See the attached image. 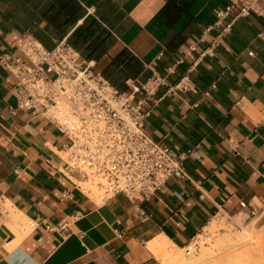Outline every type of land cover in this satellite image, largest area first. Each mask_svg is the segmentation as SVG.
<instances>
[{"label": "crops", "instance_id": "1", "mask_svg": "<svg viewBox=\"0 0 264 264\" xmlns=\"http://www.w3.org/2000/svg\"><path fill=\"white\" fill-rule=\"evenodd\" d=\"M65 1L0 0V54L20 53L25 37L51 50L104 14L111 42L93 61L97 70L123 49L148 77L170 70L145 103L146 132L183 158L185 177L169 179L147 200L95 197L62 160L66 139L15 106L12 76L0 65V264H169L159 244L184 249L216 216L263 227L264 0H197L198 21L175 53L159 39L155 17L167 0H77L81 15L58 33ZM231 4L230 30L206 31L213 10ZM244 4L251 11L239 16ZM183 77L191 90H168ZM227 138L239 143V156ZM13 215L24 220L15 231Z\"/></svg>", "mask_w": 264, "mask_h": 264}, {"label": "built area", "instance_id": "2", "mask_svg": "<svg viewBox=\"0 0 264 264\" xmlns=\"http://www.w3.org/2000/svg\"><path fill=\"white\" fill-rule=\"evenodd\" d=\"M232 7L214 9L215 21L206 31L228 32ZM250 11L244 4L238 15ZM0 65L12 76L15 106L44 118L66 139L62 160L95 189L97 198L147 200L169 179L185 177L183 158L146 132L150 112L145 103L166 86L170 70L164 76L153 72L141 84L126 80L127 90L120 91L66 40L47 50L30 37L23 39L20 53H1ZM168 90L185 92L191 83L183 77ZM225 143L230 154L239 156L238 142L227 138Z\"/></svg>", "mask_w": 264, "mask_h": 264}, {"label": "trees", "instance_id": "3", "mask_svg": "<svg viewBox=\"0 0 264 264\" xmlns=\"http://www.w3.org/2000/svg\"><path fill=\"white\" fill-rule=\"evenodd\" d=\"M197 0H167L155 15L159 26L162 28L159 39L163 42L168 52H176L188 39V30L198 19L194 16ZM73 3V4H72ZM63 17L58 23L55 19L49 21L56 27L58 33L65 32L67 27L75 23L82 13V8L76 0L65 1L61 6ZM108 24L106 16L101 15L100 21L88 19L80 25L68 43L87 61H98L105 55L111 42L109 32L102 28L101 23ZM64 28V30H63ZM171 32V35H167ZM45 48L49 49L47 45ZM102 76L120 91H126V80H134L140 84V79L147 78L143 64L127 49L121 50L110 63L101 70Z\"/></svg>", "mask_w": 264, "mask_h": 264}, {"label": "rangeland", "instance_id": "4", "mask_svg": "<svg viewBox=\"0 0 264 264\" xmlns=\"http://www.w3.org/2000/svg\"><path fill=\"white\" fill-rule=\"evenodd\" d=\"M86 186H89L92 195L96 197L97 192L95 189L88 184ZM211 221L205 227L206 230L200 231L187 247L184 248L183 253L180 255L182 257L181 261L174 263V260H171L170 257L164 256L167 263L216 264L217 262L218 264H223L224 262L225 264H264V226H257L256 221L243 222L239 219L235 220L236 222H232L228 218H214ZM231 241L232 243L230 244ZM236 250H239V252ZM250 250L252 251L250 252ZM247 251L249 255L246 254ZM250 258L253 259L251 260ZM240 259H244L243 262ZM222 260L224 261L220 262Z\"/></svg>", "mask_w": 264, "mask_h": 264}, {"label": "bare ground", "instance_id": "5", "mask_svg": "<svg viewBox=\"0 0 264 264\" xmlns=\"http://www.w3.org/2000/svg\"><path fill=\"white\" fill-rule=\"evenodd\" d=\"M88 183H84L83 182V189L84 190H90L91 191V189L89 188V186H86ZM80 185V184H79ZM89 185V184H88ZM91 187V186H90ZM93 188V187H92ZM82 189V190H83ZM87 190V191H88ZM86 193V192H85ZM11 221H12V224H11V228L15 231V227H17V222H23L24 220L22 219H20V216H18V215H13L12 216V219H11ZM212 222V221H211ZM7 225V224H6ZM207 227V226H206ZM213 228V227H212ZM206 230V229H205ZM21 232V231H20ZM247 232V231H246ZM247 234V233H246ZM249 236V235H248ZM247 236V237H248ZM237 237H238V235H237ZM244 237V236H243ZM244 238H246V237H244ZM248 239H250V237H248ZM226 240V239H225ZM202 241V240H201ZM224 241V240H223ZM220 242H222L221 240H220ZM229 242V241H228ZM195 243V242H194ZM200 243V242H199ZM198 243V244H199ZM219 243V242H218ZM224 243V242H223ZM232 243V241L230 242V244ZM234 243V242H233ZM241 243V242H240ZM246 243V242H245ZM219 244H221V243H219ZM228 244V243H227ZM239 244V243H238ZM250 244V243H249ZM200 245V244H199ZM159 246H160V250H162V253H163V255L164 256H168V257H170L171 258V260H174V263H176L177 261H181V258L182 257H180V255H181V253H183V250L184 249H179V248H177V247H174V246H172L169 242H166V241H164L163 243H161V244H159ZM246 246V245H245ZM250 246V245H249ZM248 246V247H249ZM232 247V246H231ZM169 248V249H168ZM243 248V247H242ZM241 248V250H243ZM257 248V247H256ZM254 249V248H253ZM236 251H238L239 252V250H236ZM236 251H235V253H236ZM252 250H250V252H251ZM241 252V251H240ZM256 252V251H255ZM242 253H244L245 254V252L244 251H242ZM247 253H249L248 251L246 252V254ZM251 254V253H250ZM255 254V253H254ZM184 255V254H183ZM238 255V254H237ZM247 255H249V254H247ZM236 256V255H235ZM241 256V255H240ZM240 256H238V257H240ZM243 256V255H242ZM254 256V255H253ZM184 257V256H183ZM249 259V258H248ZM251 260L253 259V258H250ZM170 260V261H171ZM242 262H243V260L242 259H240ZM224 260H222V261H220V262H223ZM247 261V260H246ZM173 262V261H172ZM184 262V261H183ZM219 262V263H220ZM178 264H180V263H178ZM216 264H218L217 262H216ZM223 264H225L224 262H223ZM233 264V263H232Z\"/></svg>", "mask_w": 264, "mask_h": 264}]
</instances>
